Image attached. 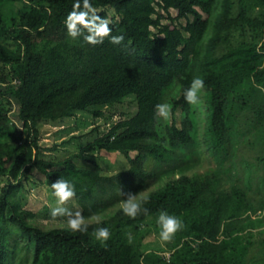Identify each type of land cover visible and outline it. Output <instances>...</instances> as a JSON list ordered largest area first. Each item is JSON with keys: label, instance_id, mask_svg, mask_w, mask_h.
I'll use <instances>...</instances> for the list:
<instances>
[{"label": "trees", "instance_id": "trees-1", "mask_svg": "<svg viewBox=\"0 0 264 264\" xmlns=\"http://www.w3.org/2000/svg\"><path fill=\"white\" fill-rule=\"evenodd\" d=\"M92 2L101 17L112 9L119 45L68 37L63 21L73 0H0V264H264V0ZM171 9L175 21L185 20L174 32L162 22ZM194 76L204 80V143L214 165L188 173L197 163L198 122L183 89ZM126 98L136 106L131 117L63 160L39 156V123L99 116L97 107ZM12 100L21 128L9 114ZM161 102L171 107V123L156 115ZM90 149L120 151L128 168L105 175L77 166L73 159ZM33 169L49 185L74 183L86 232L45 227L20 207L22 180ZM153 184L146 211L120 210L123 193ZM162 210L184 221L163 241L168 256L144 244L151 233L159 237ZM98 226L111 233L103 245L91 234ZM13 232L27 241L30 259L17 256Z\"/></svg>", "mask_w": 264, "mask_h": 264}, {"label": "rangeland", "instance_id": "rangeland-1", "mask_svg": "<svg viewBox=\"0 0 264 264\" xmlns=\"http://www.w3.org/2000/svg\"><path fill=\"white\" fill-rule=\"evenodd\" d=\"M97 10L100 12L102 8H98ZM113 14L112 9H108L109 19H111ZM162 15L164 16L162 22L169 24L172 32L176 31V28L179 30L180 26L185 24V20L183 18L175 21V10L171 9L169 13L162 12ZM173 93L174 92L171 86H168L166 97L169 99ZM201 98L202 94L200 95V101ZM200 101L196 104L195 110L198 122V147L197 152L192 156V159L197 160V163H195V165L187 171L188 173H192L197 170H204L209 166L214 165L213 158L209 151H207L204 143V119L203 110L201 109L202 104ZM16 109L17 103L12 100V108L9 114L21 128V122L15 116ZM135 109L136 106L132 99L126 98L120 103L97 107L96 110L101 111V115L99 116H95L91 112H76L56 122H41L38 124L40 134L37 139V144L40 148L39 156L51 161L63 160L65 157L73 153H77L82 146L86 145L94 138L101 136L119 120L131 117L135 113ZM172 116L176 121V125L180 126V109L173 111ZM169 122H172L171 118L169 119ZM134 154V152H129V155L132 157ZM73 162L77 166L81 167H98L102 174L105 175L128 168V160L120 151L90 149L84 152L82 157L74 158ZM146 166L148 169H152L154 163L152 161L147 162ZM4 185L5 180L0 179V187ZM156 186L157 184H153L150 188L142 190L136 194H143L156 188ZM51 191V187L46 182L43 174L34 169L31 170L26 178L22 180V186L20 187L18 193L20 207L28 212H31L33 214L32 220L45 227H63L66 225L64 217L58 216L56 218H52L49 215V205L54 203V197L51 195ZM65 206L73 210L80 211V207L75 202L74 198L67 201ZM112 209L114 208L107 209L101 213H93L90 217L92 220L96 217H100V215L103 217V215L110 214ZM256 215H258V213ZM261 236L264 237V233ZM15 241H17V248L21 251L19 253L17 252V256L26 254V257L30 259L31 251H28V248L24 247V245L27 244V241L24 238L18 237L16 233L13 232L10 236L11 245L14 244ZM144 244L146 246V250L165 252L163 251L165 249V245L155 232L145 238ZM258 248L260 251L264 250V244ZM166 253L167 252L164 254L166 255ZM15 261L13 264H15ZM27 264H29V262Z\"/></svg>", "mask_w": 264, "mask_h": 264}, {"label": "clouds", "instance_id": "clouds-1", "mask_svg": "<svg viewBox=\"0 0 264 264\" xmlns=\"http://www.w3.org/2000/svg\"><path fill=\"white\" fill-rule=\"evenodd\" d=\"M63 24L68 37L73 40L79 37L84 44H102L105 38H107L109 43L119 45L124 40L123 34H113L112 21L97 14L92 0H73L71 9L67 12ZM203 90V78L194 76L188 87L183 89L185 102L189 105L198 104ZM155 110L159 118L168 121L171 107L167 102L157 103ZM50 187L52 190L51 195L54 197V203L49 205L50 217H64L67 228L74 233L86 232L88 230V223L81 216L80 211L65 206L66 202L76 195L74 183L71 180L59 178L51 183ZM123 194L124 199L121 202L120 210L125 215L135 217L141 211H146L142 205L149 199V193L133 194L129 192ZM95 222L98 225L101 224L99 219H96ZM156 225L159 228V238L162 241H170L177 231L183 229L184 221L181 217L162 210L156 218ZM91 234L102 245L111 236L107 226H98ZM128 239L129 241L132 239L130 234L128 235Z\"/></svg>", "mask_w": 264, "mask_h": 264}, {"label": "built area", "instance_id": "built-area-1", "mask_svg": "<svg viewBox=\"0 0 264 264\" xmlns=\"http://www.w3.org/2000/svg\"><path fill=\"white\" fill-rule=\"evenodd\" d=\"M166 256H168V253H166Z\"/></svg>", "mask_w": 264, "mask_h": 264}]
</instances>
